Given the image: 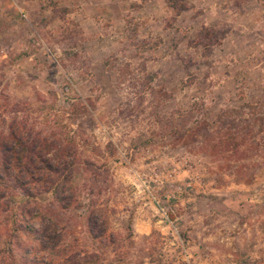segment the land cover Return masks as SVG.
Segmentation results:
<instances>
[{
  "label": "rangeland",
  "instance_id": "rangeland-1",
  "mask_svg": "<svg viewBox=\"0 0 264 264\" xmlns=\"http://www.w3.org/2000/svg\"><path fill=\"white\" fill-rule=\"evenodd\" d=\"M247 1L0 0V129L27 124L75 162L67 210L8 191L17 225L57 224L63 264H264V14ZM202 27L229 32L210 55ZM234 112L257 144L214 148ZM2 208L0 253L47 263Z\"/></svg>",
  "mask_w": 264,
  "mask_h": 264
},
{
  "label": "trees",
  "instance_id": "trees-1",
  "mask_svg": "<svg viewBox=\"0 0 264 264\" xmlns=\"http://www.w3.org/2000/svg\"><path fill=\"white\" fill-rule=\"evenodd\" d=\"M186 9V5L181 4L176 11V16ZM228 34V31L216 33L209 27H202L197 35V43L207 50V55H210L214 48L221 45ZM158 39V44H160L162 41L160 38ZM157 47L158 45H155L154 49L156 50ZM80 104L81 106H86L83 100ZM243 108L250 109V106L245 105V107H241V109ZM35 110L39 111V115L46 116L42 109L37 108ZM240 114L241 113L234 112L232 113L233 116L231 118L226 117V120L222 117L217 118V123L220 127L225 128V124L229 126L227 130L228 133L226 131L225 133L222 132V134L216 131V134L219 135L217 137H220V141L215 143L213 146L214 148L229 140L235 141L236 136H240V139H242L243 136H247L249 141L248 144H257V130L255 131V128L250 125V119H244L249 118L248 115ZM224 121L226 122L224 123ZM253 121H255V119ZM28 126L27 124H12L6 126L7 131L0 129V171L2 172V174H0V190H3L0 191V208L1 206L3 207L1 210L6 213V220L14 226V237L18 234H23L28 240L40 246L42 251L47 250L50 245L52 253H41L43 257L45 255L47 258V263H45L39 260L40 257L36 256L37 253H13V250L9 249V253H0V264H15L18 260L16 254H18L19 260L22 262L21 264H63V258L65 256L70 258L69 255H71V253H57L56 250L59 248V245L55 243L52 244V241L57 239L59 234L63 233L61 228L55 224L58 230L54 232L57 234L54 233L53 235L56 237L51 238L52 236H42V233L33 228L29 223H26L24 226L17 225L15 209H11L13 207L10 206L12 202L7 197L8 191L13 190V192H15L20 190L25 197V201H23L24 207L29 206L31 203H35V194L39 195L40 193L50 194L55 203L61 204L66 200L64 197L65 193L69 191V188H72L70 184L72 181V169L75 166V162L74 160L69 161L68 157L70 156H64L65 147H57L53 141L50 142L46 140V138H42L40 134L34 136L31 133L32 131L28 129ZM195 127L196 131L203 132L202 137L206 140L210 132L208 129L209 125L205 124V122H198ZM191 131L192 130L189 132ZM54 150L56 155L49 157L48 155L53 154L52 151ZM70 204L71 202L63 203L62 208L67 210V208L71 206ZM89 218L88 215L83 221L86 224L90 223L91 226L92 224L95 225L96 220L93 218L90 220ZM89 230L91 229L89 228ZM89 232L91 236H93V233H91V231ZM94 238L97 239V237Z\"/></svg>",
  "mask_w": 264,
  "mask_h": 264
},
{
  "label": "crops",
  "instance_id": "crops-1",
  "mask_svg": "<svg viewBox=\"0 0 264 264\" xmlns=\"http://www.w3.org/2000/svg\"><path fill=\"white\" fill-rule=\"evenodd\" d=\"M256 2H257V4L260 6V9L263 11V13L262 14H264V6L262 5V2L261 1H257L256 0ZM246 5L248 6V5H251V3L250 2H248L247 0H246ZM78 19L77 20H79L80 18L79 17H77ZM263 19H264V17H263ZM81 20V19H80ZM97 20V19H96ZM83 22H88V19H84V20H82ZM91 21V20H90ZM94 21V20H93ZM79 22V21H78ZM80 23V22H79ZM95 23V22H94Z\"/></svg>",
  "mask_w": 264,
  "mask_h": 264
},
{
  "label": "built area",
  "instance_id": "built-area-1",
  "mask_svg": "<svg viewBox=\"0 0 264 264\" xmlns=\"http://www.w3.org/2000/svg\"><path fill=\"white\" fill-rule=\"evenodd\" d=\"M188 258L189 257H186V256L184 257V260L183 261L185 262V264H190L189 261L187 260ZM172 264H179V263L178 262H175V263H172Z\"/></svg>",
  "mask_w": 264,
  "mask_h": 264
}]
</instances>
